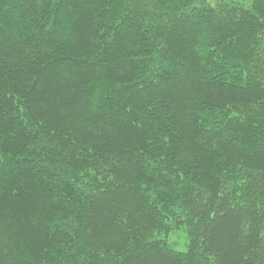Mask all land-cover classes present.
Returning <instances> with one entry per match:
<instances>
[{
  "label": "trees",
  "instance_id": "trees-1",
  "mask_svg": "<svg viewBox=\"0 0 264 264\" xmlns=\"http://www.w3.org/2000/svg\"><path fill=\"white\" fill-rule=\"evenodd\" d=\"M0 264H264V0H0Z\"/></svg>",
  "mask_w": 264,
  "mask_h": 264
},
{
  "label": "rangeland",
  "instance_id": "rangeland-1",
  "mask_svg": "<svg viewBox=\"0 0 264 264\" xmlns=\"http://www.w3.org/2000/svg\"><path fill=\"white\" fill-rule=\"evenodd\" d=\"M239 2H242L243 4H246L249 2V0H237ZM186 233L185 230H183L182 228L177 230V231H173L169 234L168 236V241L172 242L173 246L175 249L179 250V251H184L186 248Z\"/></svg>",
  "mask_w": 264,
  "mask_h": 264
}]
</instances>
